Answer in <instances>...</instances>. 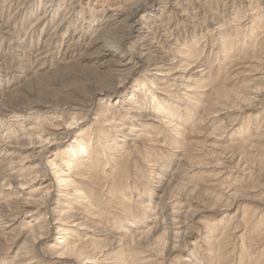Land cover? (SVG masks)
I'll list each match as a JSON object with an SVG mask.
<instances>
[{
    "label": "rangeland",
    "instance_id": "obj_1",
    "mask_svg": "<svg viewBox=\"0 0 264 264\" xmlns=\"http://www.w3.org/2000/svg\"><path fill=\"white\" fill-rule=\"evenodd\" d=\"M50 4L51 17L39 23ZM134 4L140 10L131 29ZM107 13L113 24L105 23ZM100 28L124 36L127 56L139 62L117 77L122 81L99 67V45L87 46ZM40 52L48 57L40 60ZM142 52L151 59H140ZM0 57H7L0 66V204L15 201L0 207V264L32 257L34 264H121L115 254L126 245L119 238L148 231L138 241L150 240L160 216L178 202L188 209L185 234L169 233L162 253L145 252L153 254L146 264H238L242 244L254 259L264 258V230L256 227L264 226V0H0ZM157 60L166 63L162 71L155 70ZM107 85L118 94L104 103L94 93ZM76 99L86 100L89 111L68 125L67 105ZM159 101L165 110L156 109ZM145 114L157 121L146 125L138 119ZM89 126L95 154L107 163L103 173V165L89 166L88 155L82 166H68L69 155L62 156ZM37 135L50 141L32 143ZM120 150L132 154L117 169ZM32 198L45 202L23 203ZM42 221L33 241L32 226ZM222 231L219 250L214 240ZM66 238L80 244L97 238L107 246L89 247L94 260L60 255Z\"/></svg>",
    "mask_w": 264,
    "mask_h": 264
},
{
    "label": "bare ground",
    "instance_id": "obj_2",
    "mask_svg": "<svg viewBox=\"0 0 264 264\" xmlns=\"http://www.w3.org/2000/svg\"><path fill=\"white\" fill-rule=\"evenodd\" d=\"M52 1H55V3H56V0H52ZM70 1H72V0H70ZM134 2V1H133ZM168 2V1H167ZM135 5V4H134ZM140 5H135L134 7H133V11H131V14L129 15V17H128V26L129 27H131V29H132V27L134 26V22L136 21L135 20V18H136V16L139 14L138 12H139V10H140V7H139ZM50 7H51V4L50 5H48L47 6V8H49L48 10H45V14H43L41 17H39V23H45V22H47L48 20H49V18L51 17V14H52V12H53V9H50ZM105 7V6H104ZM114 8V7H113ZM107 9V8H106ZM104 14V13H103ZM54 15V14H53ZM52 15V16H53ZM104 19H105V23H108V25H110L111 23L113 24V21L116 19L115 18V16L113 15V13L111 14V15H108V13L106 14V15H104ZM160 19V18H159ZM51 20V19H50ZM124 22V21H123ZM107 25V26H108ZM111 27V26H110ZM152 27V26H151ZM224 27V26H223ZM145 28H147V25H145L144 23L142 24V25H140L139 27H137L136 29H135V32H136V35L138 36V35H140V34H142L146 29ZM101 29V28H100ZM97 30V34L96 35H94V37L87 43V46H95V45H99V47H100V51L97 53V55H98V59H99V67H102V68H104V69H107L108 71H110V72H112V75H114L115 77H116V79H119V81H122V79H120V78H117V77H123V76H125V75H127L128 73H130V71H132V69L134 68V66L137 64V63H139L138 61H136V59L137 58H132V57H129V56H127V53H126V50H125V45H124V42H123V37L124 36H118L117 34L118 33H116V32H114V31H112L111 29H108V30H106V29H101V30ZM145 29V30H144ZM83 30H84V28H83ZM127 30V29H126ZM134 30V29H133ZM148 31V30H147ZM149 32V31H148ZM145 36V35H144ZM141 40V39H140ZM142 42H145V40H144V38H143V40H142ZM177 42V41H176ZM152 43V42H151ZM85 45V44H84ZM141 46V45H140ZM85 47V46H84ZM200 47V46H199ZM147 49V48H146ZM146 49H145V51H146ZM148 50V49H147ZM37 55H40V57H39V59L41 60H43V59H45V58H47L48 57V55H46V54H44L43 55V52L41 53H38ZM11 56V55H10ZM138 57L140 58V59H142V60H145V61H148L149 60V58L151 57L150 56V54L149 53H138ZM11 59V58H10ZM151 59V58H150ZM7 60V57L6 58H2V57H0V66H5L3 63H5V62H7L6 61ZM142 62V61H141ZM165 62H163V61H159V60H157V62H155L154 61V65H155V70H157V71H162L164 68H165ZM6 68V67H5ZM172 69H175V68H168L167 69V71L168 72H170V71H172ZM8 70V69H7ZM101 72H103V70L101 71ZM106 73V72H105ZM111 77H113V76H111ZM124 78V77H123ZM142 84H144L145 85V83L144 82H142ZM188 87H191V85H189ZM199 87V86H198ZM120 89V88H119ZM148 89V88H147ZM106 90L108 91V93L106 92ZM140 93H142L143 94V92L142 91H139ZM7 93V92H6ZM118 94V88L117 87H115V86H112L111 88L110 87H108V85L107 86H102V87H97L96 89H95V95H97V96H101V97H103V102L105 103V102H107V100H105L104 101V99H110V97L111 96H113V94ZM4 94V93H3ZM220 94V93H219ZM223 94V93H222ZM226 95V94H225ZM224 95V96H225ZM1 96V95H0ZM136 96V95H135ZM4 99V98H3ZM108 99V100H109ZM139 100H140V98H139ZM158 101V100H157ZM102 102V104H104ZM4 103V102H3ZM132 104H133V102H131ZM139 103V102H138ZM141 103H145V100L144 101H142L141 100ZM161 102L159 101V103H157V107H156V109L157 110H165L166 109V107L167 106H165V105H163V104H160ZM1 104V103H0ZM39 104V103H38ZM40 105V104H39ZM88 103L86 102V100H83V99H76L75 101H73V102H71V103H69L68 105H67V107L69 108V113L70 114H72V115H70L69 114V116H68V118L65 120V122L66 123H68V125H74L76 122H78V120L79 119H82L84 116H85V113H82V112H85V111H89V110H87V108H88ZM135 105V104H134ZM8 106V105H7ZM136 106V105H135ZM42 107H44V108H46V113H48L49 112V110H50V106L49 105H46V104H42ZM105 107V106H104ZM110 106H107L103 111L104 112H106L107 113V115H108V113H109V110H110V108H109ZM111 107H114V105L113 106H111ZM137 107V106H136ZM138 109H140L141 111H143V110H145L146 111V109H143V108H139V107H137ZM145 108V107H144ZM5 109V108H4ZM130 109H132V108H129V110ZM143 109V110H142ZM156 109H155V111H156ZM10 110V109H9ZM9 110H7V111H9ZM136 110V109H135ZM11 111V110H10ZM9 111V112H10ZM154 111V110H153ZM138 112V111H137ZM13 113H15V112H13ZM168 113V112H167ZM61 114V113H60ZM162 114V113H161ZM43 115L45 116V114H44V112H37V114H36V118H39V117H43ZM106 115V114H105ZM146 115V114H145ZM170 115H172V114H170ZM3 116H5V115H3V114H1L0 115V121H1V119L2 118H4ZM166 116V115H165ZM171 117V116H170ZM168 118V117H167ZM138 119L139 120H141V121H143L146 125H150L151 123H149V122H151V121H157L155 118H153V117H150V116H148V115H146V117L145 116H143V115H141V116H139L138 117ZM105 121H107V120H109L108 118H105L104 119ZM3 121V120H2ZM1 121V122H2ZM149 123V124H148ZM8 126H7V132H8V134L11 136V135H15L16 134V132H17V130L15 129V127H14V125H12V124H7ZM17 126V125H16ZM91 126H89V127H87L85 130H83V131H81L80 133H79V137H82L80 140H78L77 142L78 143H76V145L75 144H70V145H68V147H67V149L65 148L64 150H63V153H62V156H68L69 155V158H66L65 160H66V164L68 165V166H70L71 164H73L74 163V165L75 164H78L77 166H82L83 165V161L81 162V158H83V157H85L86 155H88L89 156V158H92V162L89 164V166L90 165H92V164H97L96 166H102L103 167V169L101 170L102 171V173L105 171V165L107 164V163H104V164H101V162H100V153H96L95 154V151H96V149L98 148V147H93L94 146V144L91 142V136H92V131H91ZM128 130H130L131 131V127L129 126L128 128H127ZM178 130V129H177ZM65 134H68V133H66L65 132ZM8 135V137H10ZM51 135H55V136H58L59 134H55V133H52ZM143 135V134H142ZM141 135V136H142ZM32 136V134H30V137ZM37 136H38V138H37ZM36 137H35V141H32V143H43V142H47V141H50L49 140V138L48 137H45V138H43L41 141L39 140V138H40V135H37ZM85 136V137H84ZM29 137V138H30ZM64 138V137H63ZM16 140V139H15ZM34 140V139H33ZM173 143H175V142H173ZM119 144V143H118ZM118 147H120V146H118ZM122 149V148H121ZM120 153V155H119V157L117 158V159H115V161H116V163H117V165H116V168L117 169H119L120 167H121V160L120 159H122L124 162H129L128 161V158H129V156L132 154V152H130V150L128 151V150H126L125 152H124V154H123V151L122 150H120L119 151ZM102 153V152H101ZM94 155H96L95 157H94ZM9 156V154L7 155V157ZM64 156V157H65ZM99 159V160H97L96 162L97 163H93V162H95V160L94 159ZM103 158V157H102ZM104 159V158H103ZM54 161V160H53ZM100 162V163H99ZM103 162H105V160L103 161ZM9 165H12V163H13V161H11V160H9L8 162H7ZM8 165V166H9ZM52 165V164H51ZM55 166V165H54ZM59 166V165H58ZM114 166V165H113ZM28 168H33L34 166H27ZM101 168V167H100ZM13 169V168H12ZM7 170V169H6ZM5 170V171H6ZM63 169L62 168H59V170L58 171H62ZM95 170V169H94ZM99 172V171H98ZM97 172V173H98ZM8 174H11V172L9 171V173ZM115 174V173H114ZM82 175H86V173L84 172V171H82ZM21 176V175H20ZM117 176V175H116ZM116 176H112V178L114 179ZM88 177H90V176H88ZM33 178H35V177H33ZM59 178L60 177H57V180H59ZM132 179V178H131ZM5 179H3V181H4ZM26 180H28V179H26ZM61 180H63V179H61ZM101 180V179H100ZM8 181L9 180H7V183H8ZM29 181V180H28ZM1 182V181H0ZM113 182V181H112ZM18 183H20V182H18ZM23 184V183H22ZM186 185H184V187H185ZM183 187V188H184ZM134 188H136V187H134ZM181 188V187H180ZM117 189V188H116ZM36 190H33V192H35ZM78 191H80V188L79 187H76L75 189H74V192H78ZM119 191V190H118ZM121 191V190H120ZM119 191V192H120ZM33 192H31V193H33ZM164 194H165V196H167L166 195V192H164ZM164 194H163V197H164ZM179 194V193H178ZM169 197H168V199H171L172 197H173V194H172V192L168 195ZM80 197V196H79ZM85 198H91L90 196H89V194H86L85 193V196H84ZM118 197V196H117ZM165 198V197H164ZM162 200H163V198H161ZM167 199V198H166ZM165 199V200H166ZM164 200V201H165ZM44 201V198H40V199H35V198H32V199H28L27 201H25L24 200V202L23 203H25V205H28V206H34V207H39L42 203H44L43 202ZM90 201V200H89ZM11 203V202H15V201H13V200H11V199H8V200H6V201H3L1 204H0V207H2V208H4V207H6V206H8L9 204L8 203ZM167 202V201H166ZM162 203H164V202H162ZM162 203H160V204H162ZM168 203V202H167ZM16 204V203H15ZM21 204V207H22V203H20ZM89 204L90 205H92V204H94L93 202H89ZM182 202H178V203H176V204H174L173 206H171L170 208L172 209V211L169 213V214H167L166 216H160V218H159V221H160V225H162V226H160L159 225V227H158V225L156 224V228H153L154 230H153V237H148L150 240H148V241H138L145 233H147L148 231H142V232H138V233H136V234H134L132 237H130V236H128V237H120L119 238V243L120 242H122V241H124V245H126L125 247L126 248H123L122 250H119V252L117 253V255L115 254V256L116 257H118V258H116V259H118V260H116V261H121L122 263L121 264H146V263H149V262H151V261H153V259H152V256H153V254L151 255V254H146L145 252H147V251H156V252H158V253H162V248L163 247H165V244H166V241H167V238H168V234L169 233H171L174 237H172V238H174L175 239V237L177 238L178 236H182L183 234H185V229L183 230V231H180L184 226H186V224L188 223L187 221H186V217H187V212H188V209H187V212L184 210V211H182L183 209V207H182ZM90 205H88V206H90ZM9 207V206H8ZM8 207H7V209H8ZM16 207H20V206H16ZM99 207V206H98ZM123 207H125V206H123ZM158 207V206H157ZM156 207V208H157ZM1 208V209H2ZM25 208V207H24ZM156 208H155V210H156ZM13 209V208H12ZM18 209V208H17ZM20 209V208H19ZM10 211H11V209H9ZM15 210V209H14ZM26 210H27V208H26ZM33 210H35V209H28L27 210V212H33ZM2 211V210H1ZM9 211V212H10ZM18 211H20V210H18ZM21 212V211H20ZM25 212V211H24ZM60 213H62V210H60ZM127 213H129L130 214V212H127ZM195 213V212H194ZM1 214V213H0ZM131 214H132V212H131ZM130 214V215H131ZM140 214V213H139ZM7 215V214H6ZM75 215L76 214H72V215H69L68 217L69 218H71V217H75ZM78 215V214H77ZM77 215H76V217H77ZM9 216H11V215H9ZM16 216V215H15ZM115 216V215H114ZM134 216V215H133ZM4 217H5V214H4ZM6 217H8V215L6 216ZM17 217V216H16ZM117 217V216H116ZM121 217V216H120ZM9 218V217H8ZM13 218V217H12ZM11 218V219H12ZM131 218V217H130ZM188 218V217H187ZM2 219H3V217H2ZM4 219H7V218H4ZM10 219V220H11ZM75 219H80V218H75ZM135 219V218H134ZM13 220H16L15 218H13ZM120 221H122V220H120ZM243 221L246 223L247 222V216H246V213H244V215H243ZM260 221V220H259ZM4 222V221H3ZM5 222H7V221H5ZM9 222V221H8ZM128 222V221H127ZM132 222H134V221H132ZM122 223V222H121ZM177 224H178V226H177ZM10 226H11V224H9ZM83 225V224H82ZM85 225V224H84ZM8 226V224L6 225V226H4V227H7ZM45 226H46V223H44L43 221L42 222H37L36 223V225L34 224L32 227V231H31V237L33 238V241L35 240H37L38 238H39V235L41 234L42 235V233H41V229L43 228H45ZM129 226H132V225H129ZM176 226V227H175ZM154 227V226H153ZM172 227H174V228H172ZM257 228H259L260 227V231H262V230H264V226H262V224L261 223H259V222H257V226H256ZM81 229H83V227L81 228ZM170 229H172V232H169V231H171ZM236 229V228H235ZM63 230H67V229H63ZM174 230V231H173ZM214 230V229H213ZM185 231V232H184ZM212 231V230H211ZM223 232V231H222ZM149 233H150V230H149ZM225 233H226V231H224L223 232V234H222V236H221V238H219V239H216V240H214V243L215 244H218V246H219V250H220V248L221 247H223V244L225 243V241H224V239H226L225 237H223L224 235H225ZM263 233V232H262ZM40 235V236H41ZM147 235L149 236V234L147 233ZM209 236V235H208ZM147 237V236H146ZM69 238H66L65 239V243H64V245L62 246L63 247V250L61 251V253H59L60 255H69V256H72V255H74V256H76V257H82L83 256V254H84V259H87V260H94V258L96 257V254H92V252H90V250H89V247H92L93 248V252H95L97 249H101V252L102 251H105V250H103L104 249V247H106L107 246V244L106 243H100V241L101 240H99V239H97V238H91L90 240H88V241H82L83 243H79L80 241H81V238H79L78 240H75V241H72V240H68ZM73 239V238H72ZM147 240V239H146ZM173 240V239H172ZM249 240V239H248ZM175 241V240H174ZM89 242V243H88ZM23 243H25V241L23 242ZM27 243V242H26ZM79 243V244H78ZM181 243V242H180ZM175 244V243H174ZM123 245V246H124ZM173 245V244H172ZM23 247V246H22ZM21 247V248H22ZM54 245H50L49 247H48V249L50 250V254H52V256L53 255H56L57 253H58V250L56 251L54 248ZM174 247V246H173ZM26 248V247H25ZM103 248V249H102ZM88 249V250H87ZM143 249V250H142ZM224 249V248H223ZM22 251V250H21ZM124 251H126V252H124ZM264 251V250H263ZM24 252V251H23ZM164 253V252H163ZM229 253V252H228ZM264 253V252H263ZM210 254V253H209ZM218 255H220L221 257H223V259L225 258L224 257V254L222 255L221 254V252L219 251L218 253H217ZM241 255L238 257V264H260V262L261 261H263V256H259L258 258L256 257V259H254L253 257H252V253L246 248V247H244L243 246V244L241 245V253H240ZM254 254V253H253ZM23 256H24V254H22ZM105 256H106V258L107 259H110L111 257H110V253H105L104 254ZM226 255V254H225ZM109 256V257H108ZM114 256V257H115ZM31 259H33V257L32 258H30V259H25V260H23V264H34L35 263V261H32ZM83 259V258H82ZM81 259V260H82ZM190 261V259H188V258H185V261ZM235 258H233V262H235ZM114 262V263H117V262ZM196 261V260H195ZM109 263V262H108ZM229 263V262H228ZM22 264V263H21ZM62 264H64V263H62ZM222 264V263H221Z\"/></svg>",
    "mask_w": 264,
    "mask_h": 264
}]
</instances>
